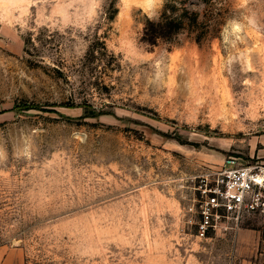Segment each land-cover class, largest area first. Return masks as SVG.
Masks as SVG:
<instances>
[{"label":"rangeland","instance_id":"374dc122","mask_svg":"<svg viewBox=\"0 0 264 264\" xmlns=\"http://www.w3.org/2000/svg\"><path fill=\"white\" fill-rule=\"evenodd\" d=\"M171 3L0 0L9 264H264V211L196 233L207 179L264 162V0H177L196 25L146 40Z\"/></svg>","mask_w":264,"mask_h":264},{"label":"built area","instance_id":"2783aa9c","mask_svg":"<svg viewBox=\"0 0 264 264\" xmlns=\"http://www.w3.org/2000/svg\"><path fill=\"white\" fill-rule=\"evenodd\" d=\"M207 180L199 189L198 236H207L220 225H238L246 213L264 211V162H232Z\"/></svg>","mask_w":264,"mask_h":264},{"label":"trees","instance_id":"16d2710c","mask_svg":"<svg viewBox=\"0 0 264 264\" xmlns=\"http://www.w3.org/2000/svg\"><path fill=\"white\" fill-rule=\"evenodd\" d=\"M172 3L162 12L161 16L157 20H148L145 28H144V38L150 42H156L159 38H168L171 33H173L177 28L184 26L196 25L195 22L197 20V12H193L190 14L188 10H184L183 13L177 14L174 10L176 6L173 2L177 0H170ZM218 25V21H210L204 20L200 23V27L202 28V32L196 35L197 39L203 38L207 32H209L208 28L214 29Z\"/></svg>","mask_w":264,"mask_h":264},{"label":"crops","instance_id":"0c3cea01","mask_svg":"<svg viewBox=\"0 0 264 264\" xmlns=\"http://www.w3.org/2000/svg\"><path fill=\"white\" fill-rule=\"evenodd\" d=\"M263 156H264V149H263ZM249 231L246 232V234L250 235L251 240L250 243L252 244V246L254 245V251H258L259 249V244H260V240H259V236L258 233L255 230L252 229H248ZM244 231L241 232V234ZM13 256H14V252L13 249L7 247V246H0V264H9L11 263V261H13Z\"/></svg>","mask_w":264,"mask_h":264}]
</instances>
